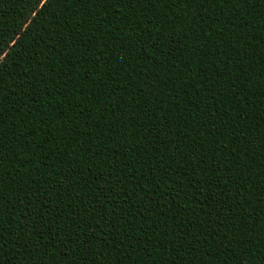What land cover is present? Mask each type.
<instances>
[{"label":"trees","instance_id":"1","mask_svg":"<svg viewBox=\"0 0 264 264\" xmlns=\"http://www.w3.org/2000/svg\"><path fill=\"white\" fill-rule=\"evenodd\" d=\"M260 4L50 0L33 16L0 0L18 41L0 66V264H264ZM157 177L145 224L121 197ZM172 186L193 193L183 210Z\"/></svg>","mask_w":264,"mask_h":264},{"label":"snow or ice","instance_id":"2","mask_svg":"<svg viewBox=\"0 0 264 264\" xmlns=\"http://www.w3.org/2000/svg\"><path fill=\"white\" fill-rule=\"evenodd\" d=\"M62 2H63V0H62ZM101 2L102 3L106 2L109 5H111L112 7H114L117 4L118 0H101ZM153 2H155V0H153ZM160 2H161V6L163 7L164 0H160ZM49 3H50V0H32L33 9H34L33 10V16H39L40 15V11L35 10L37 6H39V8L41 10H43V8L47 7ZM172 3L173 4L179 3L182 8H188L192 5L199 6L200 4H209V5L219 4L221 7H223L225 5V0H172ZM89 7H92L91 2L89 3ZM260 11L264 12V0H261ZM123 15L126 16L127 13L125 12V13H123ZM21 35H23V33H21ZM17 43H18V41H12L11 44L7 43L3 39V34L0 33V45H2V46H0V66L3 65V62L6 61L7 56H8V53L6 51H4V49L5 48L10 49V48L14 47ZM141 47H143V45H141ZM149 55H151V54H149ZM262 94H264V89H262ZM3 103H4V97L2 95V82H0V114H2L4 112ZM2 133H3V118H2V116H0V143L3 142L2 141ZM232 151L236 152V149L233 148ZM5 159H6V157L3 153V151L0 150V171H2L4 169ZM28 159H29L28 156H24L25 161H27ZM262 163H264V162H262ZM24 170L27 171V169H24ZM186 175H187V173H186ZM261 177H262L261 201L264 202V168L261 169ZM33 179H35V177H33ZM159 182H160V178L157 177L156 180H149L145 184L139 185L137 188L131 189L130 191L123 192L120 204H121V206L124 207V211L128 214H131L127 208V205H129V204L132 206V208L136 209L137 213H139L140 209L143 208L144 212L146 213L145 217H143L144 223L145 224L150 223V221L147 219V216L148 215H154L155 213L151 212L149 210V208L145 205V198L146 197L150 198L153 195H160L159 192L155 191V189L159 185ZM149 183H151L153 191H147ZM198 183H199V181H196V182H193L191 180L188 181V184L192 187H194L195 184H198ZM225 183H226V181H225ZM37 187L42 188L43 185H37ZM55 191L58 193L59 189H56ZM171 191L174 194L173 199L178 198V199H176V203H177L178 207L181 210H183L186 207V204H181L180 200L186 201L188 197L193 195L192 191L190 190V188H185L182 190V187H178V186H172ZM204 191H206V189L201 191V193L199 195H196L197 202H199L201 196H203ZM119 194L120 193L118 192L117 195H119ZM5 195H7V191H6L4 184H3V178L0 177V209H2L4 207ZM33 195H36V193L33 192ZM112 199H116V196H113ZM47 202H48V199H47V197H45V203H47ZM167 202L169 204H171L172 200H168ZM57 203H58V201H57ZM69 203H71V201H69ZM147 203L149 205H151V204H154V201L151 199H148ZM160 203L161 204L164 203L163 197L161 198ZM37 207H39V205H37ZM86 209L88 211H90L91 206H86ZM120 211H121L120 207L106 209V212H108L109 215L107 216V218H105L104 214L101 213V218L99 220L95 221V226L96 227H102V226H106L107 224H111L112 223V216L116 215ZM162 211H163V209L161 208V213H162ZM245 211H246V209H245ZM207 214L209 216L212 215V213H207ZM18 218L19 217H17V219ZM53 218H54V220L56 219L55 216ZM59 219H63L64 223L68 222L67 216L59 217ZM25 223H27V221H25ZM42 223L45 226L44 230L47 231L48 221L43 219V217H42ZM63 226H64L63 224L59 225V227H61V228ZM2 227H3V218H2V216H0V228H2ZM92 231H95V228H93ZM0 235H2V232H0ZM180 235L183 236L184 233H181ZM104 238L107 239V236L105 235ZM60 239L63 240L64 238L61 237ZM80 243L82 244L83 241H80ZM109 243H114V242L109 241ZM242 246H244L243 243H242ZM115 250L117 252L119 251L118 244L116 245ZM116 259L119 262V257H116ZM53 264H54V262H53Z\"/></svg>","mask_w":264,"mask_h":264}]
</instances>
